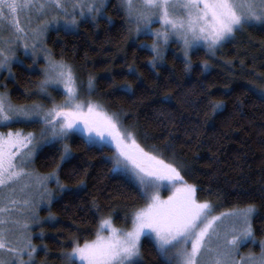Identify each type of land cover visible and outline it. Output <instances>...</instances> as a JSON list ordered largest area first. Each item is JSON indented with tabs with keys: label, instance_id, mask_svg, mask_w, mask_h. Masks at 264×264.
<instances>
[{
	"label": "trees",
	"instance_id": "trees-1",
	"mask_svg": "<svg viewBox=\"0 0 264 264\" xmlns=\"http://www.w3.org/2000/svg\"><path fill=\"white\" fill-rule=\"evenodd\" d=\"M103 12L95 20L79 21L75 30H49L45 44L52 56L71 64L82 83L94 77L95 99L109 112H118L142 146L174 158L185 179L197 185V198L209 201L214 212L255 204L251 224L260 243L264 239V102L248 88L256 80L264 82V23L247 26L251 41L232 38L213 53L195 49L189 67L175 42L163 62L152 65L153 52L140 45L150 43V37L131 40L119 1L108 0ZM10 71L11 78L0 76V88L12 103H49V98L39 95L40 74L28 61L12 63ZM51 94L56 101L63 98L56 89ZM217 100L223 106L213 110L211 102ZM9 127L36 130L39 123L18 121ZM67 142L66 159H61L62 143L45 144L31 168L40 175L54 172L64 187L42 208V223L33 228L35 258L49 264H65L61 253L71 248L74 239L81 243L93 239L104 216H110L114 225L126 226L125 214L145 202L136 184L113 168L111 147L90 145L76 134L69 135ZM259 243L253 250H241L258 253ZM135 264L170 262L151 239L142 237Z\"/></svg>",
	"mask_w": 264,
	"mask_h": 264
},
{
	"label": "snow or ice",
	"instance_id": "snow-or-ice-1",
	"mask_svg": "<svg viewBox=\"0 0 264 264\" xmlns=\"http://www.w3.org/2000/svg\"><path fill=\"white\" fill-rule=\"evenodd\" d=\"M104 6L105 0H0V22L11 29L8 37L0 36V67L10 65L15 55L12 45L20 40H31V44H24L25 49L31 47L35 52L39 46L47 53L42 37L61 13L66 25L75 26L78 19L73 11L75 8H80L81 15L87 9V14L95 19V14L102 13ZM120 7L129 22L135 20L137 30L150 28L153 18L159 17L162 30L154 31L156 41L152 45L156 54L159 53V42H166L172 34L183 40L187 56L188 48L201 39L213 49L242 26L264 23V0H120ZM49 11L54 13L51 20L32 25L33 13L39 19ZM21 14H26L29 27L21 23ZM45 59L40 87L45 89L50 84H62L63 100L42 109L36 104L14 105L0 93V121H42V143L63 139L74 129L86 133L85 143L90 145L108 139L115 146L113 168L130 174L139 186L140 198L145 201L125 214V221L130 219V226L117 228L110 216H104L99 220L94 239H86L83 243L76 239L71 241V248L61 253L65 264H135L141 237L145 234L154 238L158 253L168 257L170 264L173 259L176 264H245L243 257L239 260L234 257L240 243L253 238L251 217L255 204L210 215L212 205L197 198V185L185 179L184 169L175 159L141 146L135 133L122 125L118 112H109L91 97L78 98L81 83L71 64L50 55ZM93 87L89 77L86 91L91 92ZM248 92L264 102V85L249 87ZM222 106V101L211 102L213 110ZM37 146L33 132L24 133L19 129L0 132V186L7 189L0 195V264H35L33 256L38 249L32 243L29 228L33 221L39 220L33 207L38 201L25 198L22 203L26 207L20 210L24 213L23 218L13 216L10 210L15 207L16 200L14 197L9 199L13 189L8 186L28 173L21 165ZM68 156L70 152L65 145L61 159ZM56 178L59 183V177ZM36 182L37 187L43 189V195L51 198L53 193L44 188L47 179L37 175ZM162 186L171 189L166 197L160 195ZM226 216L233 220L231 226L221 232L219 221ZM105 226L106 235L103 232ZM189 242L191 247H188ZM260 246L261 255L256 257L249 253L248 264H264V240L260 241Z\"/></svg>",
	"mask_w": 264,
	"mask_h": 264
},
{
	"label": "rangeland",
	"instance_id": "rangeland-1",
	"mask_svg": "<svg viewBox=\"0 0 264 264\" xmlns=\"http://www.w3.org/2000/svg\"><path fill=\"white\" fill-rule=\"evenodd\" d=\"M118 1L120 3V0H118ZM107 3H108V0H105L106 6H107ZM104 8H105V6L103 7V11H104ZM73 11H74V14H76L77 17H78L76 25L75 26L66 25L65 21H64L63 14L61 13L60 16H59V19L58 20H54L49 25L47 31L44 33V35L42 37L43 46L44 47L47 48V46L45 44V39H46V36H47V33H48L49 30L57 29V28L75 30L77 28V26H78L79 21H81V20H89V19L90 20H95L98 17L104 16V12L102 11V13H96L95 14V19H93V16L91 14H87V9H85V14L81 15L79 7L75 8ZM53 15H54V13L49 11V12L45 13L44 15H41L39 17V19H37L36 15L33 13L32 17H31L32 25H35L36 23H39L41 20H51ZM125 17H126V20H127V24H128V29H129V34H130L131 40H137V38L142 37V36L150 37V41H151L150 43L142 42V43H140V45L144 46V47H147L148 49H150V51L153 52L152 65L153 64H158L160 62H163V60H164V56L163 55H165L167 50L172 48L171 45L174 42L177 44V49H178L179 56L184 61L185 65L187 63V65H188L187 67H189L190 62H191L190 55L197 48H203V49L209 51V53L210 52L213 53L225 41L230 40L232 38H237V39L239 38L238 40H242V41H247V40L251 41L250 37L247 34V26L248 25H244L240 29L235 31L230 37H228V38L224 39L222 42H220L213 49H209L202 39L197 41L191 47L188 48V55L185 56V45L183 43V40L180 37L176 36L175 34H172V35L169 36V39L166 42L163 41V40H161L159 42V44H158L159 53L156 54V53H154V51L152 49V45H153L154 41H156V36L153 34L154 31L162 30V25H161V23L159 21V17L157 16V17L153 18V21H152V23L150 25V28H147V29H143L142 28L141 30H137L135 20H133L132 22H129V18L127 17L126 13H125ZM20 20H21V23L25 27H29L28 19H27L26 14H21L20 15ZM253 24H260V22H254ZM10 34H11V29L8 28L7 24L3 23V22H0V36H3V37L6 38ZM25 43L31 44V40L30 39L20 40L19 43L12 45V47L15 50V55H14L12 61L10 62V65L8 67H0V76L3 75L6 78H11L12 74H11V71H10V67H11L12 63L17 62V63L22 64L25 61H28V63H30V68L32 70L37 71L40 74V80L38 82V90L40 92L39 95L40 96H44L46 98H49L50 100H49L48 104L45 101H42V102H34V103H31V104H25V105L30 106V105L36 104V105H40L42 107V109H47V108L51 107L53 103H59L64 98V89H63V85L62 84H58V85L50 84L45 89H42L40 87V81L44 78L43 69L45 68V65H46V59H45L46 55H50L53 59H55V58L52 56V54L50 53L48 48H47L48 52L45 53L44 51H41L39 46H38L37 50L34 52L31 47L25 49V47H24ZM256 56H258V55H253V57H256ZM55 60H59V59H55ZM259 63L262 64L261 61L258 60L256 64L259 66ZM263 64H264V59H263ZM74 72H75L77 80L80 81V78L77 76V73H76L75 69H74ZM89 77L92 78L93 85H94V87H93L91 92L86 91V89L88 87V79H89ZM256 81L257 82H256V85H254V87L258 88V87L264 85V82L263 81L261 82L260 79L256 80ZM80 83H81V88H80V93L81 94H80V97H78V98L86 99L88 97H91L92 99L96 100L95 96H94V91H95V79H94V77L88 76V78L85 80L84 83H82L81 81H80ZM51 89L58 90L63 95V98L58 100V101H56L54 99V96H52V94H51ZM0 93H4L7 96V99L9 100L6 91H4V90H2L0 88ZM12 104H14V103H12ZM14 105H18V104H14ZM18 121H33V120L13 119V120H9V121H0V132L6 133L9 129H12L13 131L19 129V130H21L24 133L33 132V133L36 134L38 146L34 150L33 154L28 158V160L21 165V166L25 167L28 170V173L22 175L15 182L14 185L10 184L8 186L9 188L13 189L12 196L9 197V199H12L14 197L15 200H16L15 207L12 208L10 211L12 212L13 216H19L20 218H23L24 213L22 211H20V210L25 208L26 206L22 203V201L25 198H29V199H33L35 201H38L37 203H35L33 205V207H34L35 215L37 217H39L41 215L42 208H45V206H48V203L55 197V195H56L55 193H57L58 191L60 192L62 189H64V187L61 188L62 185L57 183V178H56L57 176L55 174L52 175V176H49V174L40 175V174H37L36 172H34L31 169L32 165H33L32 162H33V159H34L36 153L39 151V149L42 146H44L45 144H49V143H60V144L62 143L63 146H61V147H63V151H64V146L68 144L67 137L69 135L76 134V135H79L82 138H84L87 134L81 132L78 129H74V130L70 131L69 134L63 139H53V140H51V141H49L47 143H42V142H40V130H41L42 127H44L42 121H40L38 119L34 120V121H37L39 123V127L36 130H24L22 128L9 127L10 124L12 125V124H14L15 122H18ZM121 123H122V121H121ZM6 126H8V127L5 129ZM124 127L127 128L128 130L133 131L135 133V131L133 129H131L129 127H126V126H124ZM135 135H136V133H135ZM94 145L111 147L114 150V152H115V146L113 144L109 143L108 139H105L103 141H99L98 140V142L96 144H94ZM146 150L156 151V152L160 153L164 157H165V155L166 156L169 155L163 150H158V149H154V148H146ZM170 157H172V156H170ZM165 158H169V156L165 157ZM18 163H19V161H18ZM119 170L124 172L121 169H119ZM37 175L47 179V183L44 185V188H47L51 193H53L51 198H49L47 195H43V189L37 187V182H36ZM126 176H128V178H130L136 184V186L139 189L138 184L130 176V174H126ZM170 191H171L170 188L162 186L160 188V195L162 197H166V196L169 195ZM6 192H7V189H4L2 186H0V195L5 194ZM227 211L228 210H224V211H221V212H214L213 208L211 207L210 215H216L218 213H225ZM47 220H48L47 217H45L43 219V221H45V222ZM49 220H51V217H49ZM232 220H233V217L226 216L224 218V220L219 221V229H220V231L223 232L226 227H230ZM38 223H40V224L42 223V220H41L40 217H39L38 221H33V223L30 225L29 232L31 234V238L35 235L33 228H36L38 226ZM113 226H115L117 228L128 227V226H130V219H129L128 225H126V226L125 225L117 226V225H114V224H113ZM103 232H104L105 235L107 234V227L106 226L104 227ZM142 237H147V238L151 239L154 242V238L152 236H150V235L145 234V235H142ZM262 240H264V239H262ZM212 242H213V245L216 244L215 238H213ZM182 243L183 242H181V244ZM258 243H259V241L256 240L254 237L251 238V239H247V240L242 241L240 243V245L238 246L237 254L235 255L234 258L239 260V259H241L243 257L244 260H245V264H248V254L249 253H251L253 256H256V257H259L261 255L260 243H259V250H258L259 252L258 253H253L250 250L245 251V250H241V249H242V247H247V248H250V249L253 250V247L255 245H258ZM154 244H155V242H154ZM188 247H191L190 242L188 244ZM139 256H140V251H139V255L134 258L135 262L139 259ZM25 259H27V257H25ZM33 259L35 261V264H49L46 259L43 260V261H37L36 258H35V254L33 256ZM175 263H176V261H175Z\"/></svg>",
	"mask_w": 264,
	"mask_h": 264
}]
</instances>
